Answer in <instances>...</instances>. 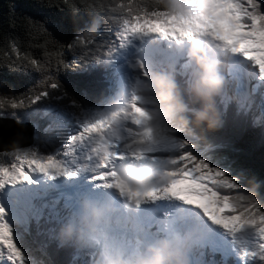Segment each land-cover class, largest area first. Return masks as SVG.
Returning a JSON list of instances; mask_svg holds the SVG:
<instances>
[{"label":"snow or ice","instance_id":"obj_1","mask_svg":"<svg viewBox=\"0 0 264 264\" xmlns=\"http://www.w3.org/2000/svg\"><path fill=\"white\" fill-rule=\"evenodd\" d=\"M50 6L79 8L102 14L103 19L118 28L107 44L97 43L95 36L84 32L62 44L38 22H28L29 48H38L41 55L23 50L16 41L4 50L0 64L20 63L45 74L36 94L23 100L0 99V111L17 108L29 99L35 103L47 98L49 90H58L50 73L65 63V52L79 48L83 55L96 59L111 56L116 47H123L130 37L157 33L174 40L195 36L209 39L224 48L240 63L246 64L264 81V0H184L182 7H168L160 0H52ZM62 26V22H60ZM43 41L40 43L39 41ZM233 70V71H234ZM143 75H147L143 71ZM242 79L247 81V77ZM239 86V85H238ZM226 102L251 105L252 94L238 90L225 94ZM78 131L54 154H40L32 149H19L6 163H0V191L5 186L31 183L33 173L46 176L85 177L92 188L116 191L125 201L137 207L160 201L180 203L199 212L212 225L223 229L240 249L242 264H264V207L256 199L264 181L255 176L250 187L237 177L215 166L200 149L201 138L189 136L179 128L159 129L148 124L150 117L140 106L134 92L122 106L109 105L102 113L82 117ZM0 127V145L9 137ZM19 143L23 136L12 137ZM126 160H149L157 165L160 179L148 188L133 187L120 174ZM0 207V264H24L12 226ZM89 255L94 258L95 252Z\"/></svg>","mask_w":264,"mask_h":264},{"label":"clouds","instance_id":"obj_2","mask_svg":"<svg viewBox=\"0 0 264 264\" xmlns=\"http://www.w3.org/2000/svg\"><path fill=\"white\" fill-rule=\"evenodd\" d=\"M160 2L176 8L184 4V0ZM98 27L93 19L84 34L95 36ZM183 42L189 66L183 83L171 69L150 71L137 76L130 89L120 91L110 105H124L134 92L148 112L151 127L179 128L193 137L217 130L222 125L218 101L233 87L237 59L204 37ZM120 174L128 184L142 189L161 175L149 160H126ZM171 203L173 207L161 210L148 223L142 216L144 205L125 201L112 189L90 187L76 197L72 209L57 224L55 236L62 247L94 251L90 264H193L210 222L198 209L179 201Z\"/></svg>","mask_w":264,"mask_h":264},{"label":"trees","instance_id":"obj_3","mask_svg":"<svg viewBox=\"0 0 264 264\" xmlns=\"http://www.w3.org/2000/svg\"><path fill=\"white\" fill-rule=\"evenodd\" d=\"M76 2L79 3V0ZM51 3L52 0H0V57L3 56L4 50H10L8 45L11 41H16L23 50L41 55L38 48H29L30 42H34L29 36V20L38 22L62 44H68L74 36L84 32L93 19L102 16L84 8L73 12L67 7L50 6ZM116 31V26L101 19L95 40L97 43L107 44L114 39L113 34ZM39 42L43 43L42 40ZM158 52L161 58H164L161 63L163 70H173L183 83L188 64L185 65L186 70L182 71L180 56L176 51L159 49ZM118 53L116 47L111 56L96 59L83 55L79 48L74 51L66 50L65 63L69 66L60 67L50 73L58 84V90H49L47 98H41L35 103L29 99L17 108L0 111V115L21 116L22 120H31V117L40 120L49 110L70 108L81 114L83 111L94 110L95 106L101 105L109 98V94L113 93V88H116L113 75L116 71L111 68V63ZM44 80V73L27 65L0 64V99L29 98L36 94ZM218 105L222 113V125L215 131L199 136L200 149L206 148L204 155L210 162L224 169L229 175L237 177L238 182L245 187H250L249 180L252 176L258 181H264V124L257 121V111L251 106L237 108L232 101L226 102L224 97L220 98ZM57 143L41 141L39 145L45 146L46 150H54ZM256 199L264 207V186L259 189ZM45 217L48 218L47 222L32 220V235L23 233L20 247L37 264H81L74 259V249L60 246L57 239L44 241L41 232L48 231L49 227L55 229L57 226L50 214Z\"/></svg>","mask_w":264,"mask_h":264},{"label":"rangeland","instance_id":"obj_4","mask_svg":"<svg viewBox=\"0 0 264 264\" xmlns=\"http://www.w3.org/2000/svg\"><path fill=\"white\" fill-rule=\"evenodd\" d=\"M175 41L176 40H174L172 38L164 37V36H161L157 33H153V34L144 33V34H139V35H135V36L130 37L129 40L124 43L126 52H121L118 56V59L122 62V70H121L120 75L123 78V80L125 81V84H126L125 90L130 89V86H131L132 82L135 80V78L142 74L141 65L143 66V71H146V72L160 71L159 69L161 67L158 66V64H157L158 60L160 58V56L158 58V52L154 51L153 46L151 44H148L146 47H143V45L145 43L156 42V43L160 44L161 46L170 49V46H171L170 43L175 42ZM179 41L181 44L180 48H182L184 46L183 40H179ZM160 59H162V58H160ZM159 62H160V60H159ZM181 66H183V65H181ZM250 73H251V75L254 76V73L252 71ZM232 77L234 80L233 75H232ZM253 78L258 79L257 77H253ZM234 83H235V81H234ZM263 83H264V81H263ZM254 84H258V83L256 82ZM113 92L114 93H112V94L116 97L117 96L116 93H118V92H115V91H113ZM110 104H111V102H107L105 107L99 108L98 111L94 112V113L96 114V113L104 112ZM94 113H92L90 115H94ZM66 120L68 121V123H64V121L62 123L65 124V127H67V128L70 126V135H73L76 131H78L80 124L83 122L82 119H80L77 122L73 121L72 119H66ZM20 143H22V140H20L19 143H16V144H20ZM20 149H32L35 151L38 150V148H36V146L34 144L31 145L30 148L25 147V148H20ZM17 150H19V149H17ZM17 150H13L12 152L0 153L1 155H3L0 157V163L8 162L10 160L11 156L16 154ZM41 176H46V175H44L42 173H33L31 176V183H28V182L20 183L17 185L10 186L11 189H8L6 192H4V189L2 191H0V207L5 209V212L7 214L5 219L12 226L13 235L16 239L18 247H19V237L20 236L17 232L16 226L18 225L19 227H23L26 230L28 228V225H29L30 217L32 215H34V216L39 215V217H40L41 213L43 211L41 209H43L44 206H47L46 204H44V205L42 204L41 209L38 206L34 207L33 200L31 198H28V196H27L29 194H32V196H34V194L37 192L36 191L37 187L41 185V183L38 184L39 178ZM46 177H48V176H46ZM56 178H64V177H56ZM70 179L75 180V179H79V178L77 177V178H70ZM82 180L85 181V179H82ZM89 187H91V186H89ZM40 196L39 195L37 196V199H39L38 201H40L42 199L41 198L42 196L41 197ZM30 204H31V206H30ZM63 214H64L63 217H65V212H63ZM56 221L60 222L61 220L56 218ZM208 224H210L209 230H208L209 236L213 235V233L215 231L221 230L218 227H216L215 225H212L211 223H208ZM211 231H213L212 234H210ZM22 252L24 254V251H22ZM83 258H85L84 262L87 261L88 264H90L91 259H93V257H91L90 255H87V254L84 255ZM27 260H28L27 255L24 254V264H30L27 262ZM233 263L234 264H242V261H234Z\"/></svg>","mask_w":264,"mask_h":264},{"label":"water","instance_id":"obj_5","mask_svg":"<svg viewBox=\"0 0 264 264\" xmlns=\"http://www.w3.org/2000/svg\"><path fill=\"white\" fill-rule=\"evenodd\" d=\"M0 127L5 129V137H9L7 142L0 145V152L7 151L10 152L16 148L30 146L32 144V129L30 126L25 124H20L12 119L0 118ZM19 132L22 134L24 141L21 144L13 145L14 133Z\"/></svg>","mask_w":264,"mask_h":264},{"label":"bare ground","instance_id":"obj_6","mask_svg":"<svg viewBox=\"0 0 264 264\" xmlns=\"http://www.w3.org/2000/svg\"><path fill=\"white\" fill-rule=\"evenodd\" d=\"M161 60L164 61V58H162ZM162 61H161V62H162ZM246 73H247V72H246ZM118 83H120V82H118ZM79 180H80V178H79V179H75V181H77V182H78ZM82 181H83V180H82ZM83 184H85L84 187H87L88 189L90 188V187H89L90 185H88V184L86 183V180L83 181ZM224 239H225V238H223L222 242L224 243V245H226L227 243H226V240H224Z\"/></svg>","mask_w":264,"mask_h":264}]
</instances>
